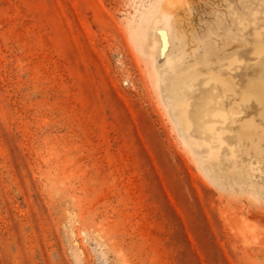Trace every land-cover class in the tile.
Here are the masks:
<instances>
[{"label": "rangeland", "instance_id": "obj_1", "mask_svg": "<svg viewBox=\"0 0 264 264\" xmlns=\"http://www.w3.org/2000/svg\"><path fill=\"white\" fill-rule=\"evenodd\" d=\"M0 264H264V0H0Z\"/></svg>", "mask_w": 264, "mask_h": 264}, {"label": "bare ground", "instance_id": "obj_2", "mask_svg": "<svg viewBox=\"0 0 264 264\" xmlns=\"http://www.w3.org/2000/svg\"><path fill=\"white\" fill-rule=\"evenodd\" d=\"M256 100L259 104L262 103V94L261 91L258 88H255L252 92L251 91H244L242 94V101L248 102L250 100ZM181 122L184 124V126L187 128L190 125L189 119L185 114H182ZM250 123L246 122L240 131V134H248L250 132Z\"/></svg>", "mask_w": 264, "mask_h": 264}]
</instances>
